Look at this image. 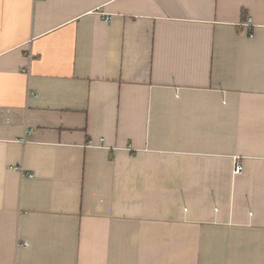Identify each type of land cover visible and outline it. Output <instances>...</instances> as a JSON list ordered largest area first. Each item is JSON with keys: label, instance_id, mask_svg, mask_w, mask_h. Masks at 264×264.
<instances>
[{"label": "crops", "instance_id": "0c3cea01", "mask_svg": "<svg viewBox=\"0 0 264 264\" xmlns=\"http://www.w3.org/2000/svg\"><path fill=\"white\" fill-rule=\"evenodd\" d=\"M0 264H264V0H0Z\"/></svg>", "mask_w": 264, "mask_h": 264}, {"label": "built area", "instance_id": "2783aa9c", "mask_svg": "<svg viewBox=\"0 0 264 264\" xmlns=\"http://www.w3.org/2000/svg\"><path fill=\"white\" fill-rule=\"evenodd\" d=\"M250 22H251V19H249V22H248L247 26L250 25ZM251 37H253V35H251ZM240 170H241V166H240V164H237L235 172L236 173H240Z\"/></svg>", "mask_w": 264, "mask_h": 264}]
</instances>
